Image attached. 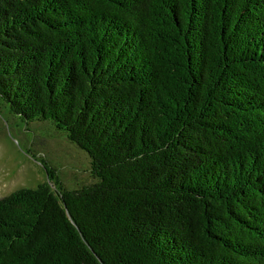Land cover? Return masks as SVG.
Segmentation results:
<instances>
[{
	"label": "trees",
	"instance_id": "16d2710c",
	"mask_svg": "<svg viewBox=\"0 0 264 264\" xmlns=\"http://www.w3.org/2000/svg\"><path fill=\"white\" fill-rule=\"evenodd\" d=\"M0 106L91 158L0 197V264H264V0H0Z\"/></svg>",
	"mask_w": 264,
	"mask_h": 264
},
{
	"label": "rangeland",
	"instance_id": "374dc122",
	"mask_svg": "<svg viewBox=\"0 0 264 264\" xmlns=\"http://www.w3.org/2000/svg\"><path fill=\"white\" fill-rule=\"evenodd\" d=\"M66 140L65 131L50 120H28L0 106V197L47 180L40 159L68 188L87 181L91 158Z\"/></svg>",
	"mask_w": 264,
	"mask_h": 264
}]
</instances>
